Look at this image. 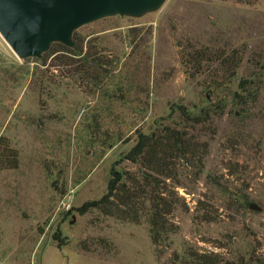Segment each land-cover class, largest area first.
I'll use <instances>...</instances> for the list:
<instances>
[{
    "label": "rangeland",
    "instance_id": "1",
    "mask_svg": "<svg viewBox=\"0 0 264 264\" xmlns=\"http://www.w3.org/2000/svg\"><path fill=\"white\" fill-rule=\"evenodd\" d=\"M74 33L113 61L99 87L65 75L53 56H17L0 34V136L19 161L0 171V264H264V0H164ZM190 46L243 52L228 89L186 74ZM250 74L261 89L239 107L232 92ZM218 100L226 109L202 171L171 184L178 201L160 244L147 213L74 210L106 193L112 168L140 172L124 159L138 132L177 124L178 105L198 115Z\"/></svg>",
    "mask_w": 264,
    "mask_h": 264
},
{
    "label": "trees",
    "instance_id": "2",
    "mask_svg": "<svg viewBox=\"0 0 264 264\" xmlns=\"http://www.w3.org/2000/svg\"><path fill=\"white\" fill-rule=\"evenodd\" d=\"M72 39L73 47L51 44L44 52V61L53 56L54 66L65 75L99 87L113 61L94 45L85 44L75 33ZM187 48L189 51L181 52L186 74L190 78L203 76L207 88L228 89L242 62L243 52L229 47ZM260 89L261 81L250 74L239 81L238 90L232 92V102L243 107L250 97L252 101L257 99ZM225 109L223 100L211 102L198 115H192L184 105L176 106L177 124L160 125L150 134L138 132L133 146L125 154L124 159L139 165L140 172H118L112 168L106 193L74 210L84 215L96 209L104 215L133 221L139 219L140 212L147 213L151 239L154 244H160L167 232V218L178 201L177 194L175 196L170 190L171 184L175 187L179 183L183 171L189 170L193 174L202 171L209 149L208 140L215 135L213 118L223 114ZM18 165V152L10 146L7 138L0 136V171L17 169ZM60 237L59 231L52 237L58 249L63 246ZM198 259L204 264H219L204 255Z\"/></svg>",
    "mask_w": 264,
    "mask_h": 264
},
{
    "label": "water",
    "instance_id": "3",
    "mask_svg": "<svg viewBox=\"0 0 264 264\" xmlns=\"http://www.w3.org/2000/svg\"><path fill=\"white\" fill-rule=\"evenodd\" d=\"M163 1L0 0V34L17 56L38 58L53 43L73 47V31L84 24L116 14L139 16Z\"/></svg>",
    "mask_w": 264,
    "mask_h": 264
}]
</instances>
